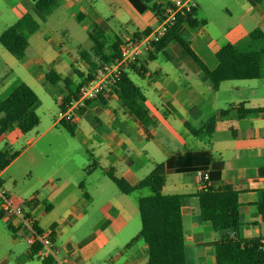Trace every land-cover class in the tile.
I'll return each mask as SVG.
<instances>
[{
    "label": "crops",
    "instance_id": "obj_1",
    "mask_svg": "<svg viewBox=\"0 0 264 264\" xmlns=\"http://www.w3.org/2000/svg\"><path fill=\"white\" fill-rule=\"evenodd\" d=\"M151 1L166 6L174 0ZM33 2L0 0V34L26 12L38 24L28 38L24 58L18 60L19 71L13 68L17 59L0 45V90L8 78L22 74L26 81L20 78V83L34 92L35 87L46 90L55 98L58 109L63 97L76 95L90 71L78 56L86 40L90 42L87 51L92 49L90 35L101 33L106 53L112 54V45L119 51L122 44L136 34L155 29L159 22L150 11L139 14L127 0H58L47 16L40 14ZM195 4L191 17L195 24L183 22L181 36L209 71L217 68L218 49L237 42L254 28L264 32V0H209V16L205 2L198 0ZM198 11L204 18L198 19ZM130 66L123 71L130 80L131 73L140 79L131 82L141 91L148 122L137 121L108 87L88 103L73 125L40 118L38 125L25 134L13 128L0 135V143L5 142L4 150L9 153L14 152L8 139L13 142L27 137V147L15 152L16 156L0 170L3 188V175L28 149L48 135L54 141L47 146L60 148L55 140L62 134L59 126L70 135L68 142L62 140L68 146L66 153L58 155L59 159L45 170L41 168L36 185L22 195L4 188L25 201V214L40 228L53 231L56 254L46 260L52 264H148L146 245L138 238V200L158 187L164 195L192 196L181 207L185 264H215L213 244L218 236L211 223L201 219L193 196L203 187L201 173H154L172 154L186 151H209L222 167L219 179L208 184L230 185L239 193L241 224L227 235L235 240L258 238L264 247V219L257 210V203L264 202V112L240 118L236 113L240 104L249 109L264 107V73L259 79L223 81L212 91L199 66L177 42L169 43L153 59H148L145 52ZM50 68L68 79L69 85L50 84L45 78ZM138 69L143 76H138ZM39 103L38 98L32 110ZM211 117L215 123L210 135L190 133L187 125L201 128ZM39 157L40 150L30 153L31 168L38 166ZM92 164L94 167L88 169ZM120 183L139 187L123 194L118 189ZM0 219L12 232L7 239L12 248L1 253L0 264H44L34 248L16 249L20 233L15 228L16 219Z\"/></svg>",
    "mask_w": 264,
    "mask_h": 264
},
{
    "label": "trees",
    "instance_id": "obj_2",
    "mask_svg": "<svg viewBox=\"0 0 264 264\" xmlns=\"http://www.w3.org/2000/svg\"><path fill=\"white\" fill-rule=\"evenodd\" d=\"M258 2L259 0H255ZM127 2L142 14L150 11L158 21H161L165 8L171 5H157L151 0H127ZM58 0H34L36 10L47 16L57 7ZM192 13L178 15L176 21L167 29L158 42L152 44L148 50V59H153L169 43L177 42L184 51L196 62L201 72L206 76L212 91H216L223 81L259 79L264 73V32L254 28L246 36L235 43H229L215 52L217 68L209 71L197 58L188 44L181 36L183 22L189 26L195 23ZM38 28L35 19L28 13H24L14 24L0 34V45L15 59L21 60L25 56L28 38ZM150 29L141 35L148 34ZM139 34L135 35L138 37ZM93 47L87 51L79 49L78 56L90 70L83 81L92 79L104 65L109 64L118 56V48L112 45V54L105 50L104 38L101 33L90 35ZM131 67V66H130ZM133 67V66H132ZM138 76H143L136 70ZM46 80L54 85L63 82L69 85V80L62 79L53 69L45 74ZM126 107L128 112L139 122H148V112L142 104L143 96L140 89L135 86L128 75L122 71L118 80L110 86ZM78 89V87H77ZM76 89V91H77ZM75 91V92H76ZM75 95L74 93L72 94ZM70 97H63L62 107ZM38 97L26 84L20 83L0 103V135L10 129L17 128L21 134H25L35 128L39 123V117L32 107L37 103ZM264 112V107L249 109L240 104L236 108L237 117H244L249 113ZM215 118H209L201 128L188 127L190 133L197 136L201 133L210 135L214 128ZM16 156L7 150L0 151V170ZM94 165L88 167L92 169ZM222 162L215 160L209 151H186L172 154L163 165L154 169L156 174L192 172L201 173L203 187L193 196L196 197L199 215L202 220L209 221L217 240L213 244L215 264H264V247L258 238L250 240H235L227 235L230 229H236L241 224L239 193L230 185L214 187L208 183L217 181L220 177ZM207 179H204V175ZM137 186L120 183L118 189L123 194H128ZM152 194L138 200V213L140 218V231L138 238L146 245L148 264H185L184 239L181 222V207L187 204L190 195H164L158 187L152 188ZM257 210L264 219V202L257 203ZM0 216H2L0 214ZM44 264H52L50 260H44Z\"/></svg>",
    "mask_w": 264,
    "mask_h": 264
},
{
    "label": "built area",
    "instance_id": "obj_3",
    "mask_svg": "<svg viewBox=\"0 0 264 264\" xmlns=\"http://www.w3.org/2000/svg\"><path fill=\"white\" fill-rule=\"evenodd\" d=\"M195 9L196 4L193 0H174L171 6L165 8L163 18L155 29L122 44L117 58L104 65L92 79L79 84L76 95L58 109L55 122L65 126L73 125L88 103L113 85L125 68L136 63L153 43L158 42L178 15L192 13ZM204 179H207L206 174ZM24 205V200L16 199L0 185V214L16 219V230L22 233L21 237L27 246L34 248L39 258L43 260L55 258L53 231L49 228H40L33 217L25 214Z\"/></svg>",
    "mask_w": 264,
    "mask_h": 264
},
{
    "label": "rangeland",
    "instance_id": "obj_4",
    "mask_svg": "<svg viewBox=\"0 0 264 264\" xmlns=\"http://www.w3.org/2000/svg\"><path fill=\"white\" fill-rule=\"evenodd\" d=\"M199 1L202 3H204V2L206 3L205 4V8H206L205 13H207V15L209 16V8H208V4H207L209 0H199ZM195 2L198 3V0H195ZM212 12L214 13V10H212ZM197 17H198V19L204 18L203 15H201V13L199 11L197 13ZM110 36H111V34H109L108 39L110 38ZM39 39L42 40V36H40ZM63 41L65 42V39H63ZM82 48L86 49V50L90 49V42H88L86 40V43H82ZM2 63L3 62L0 61V67H2ZM19 66H20L19 61L16 60L15 66H13L14 71H19V69H18ZM20 78L26 81L25 76H23L22 74L19 75V77L12 76L6 80L3 89L0 90V92H2L0 94V99L2 97H4L6 95V93L8 94L9 91L11 93L20 84V82H22V80L19 81ZM130 78L135 83H138V81L140 80L136 75H134L132 73L130 74ZM34 89H35V93L37 94V96L39 98V102H40L39 105H37L34 108V110H33L34 113L39 117V119L42 118L43 121L55 120V117H56V114L58 111V108H57L56 102H55V98L50 96L46 92V90H44L43 88L35 87ZM8 96H6V97H8ZM5 98H3L0 101V103ZM58 129L60 130V132L62 134L57 135L58 138L55 140L57 142H59L61 147L56 149V150H54L53 148L50 149L47 146V144L50 140L54 141V138H52V135H48L47 139L39 142L31 150L28 149V151H26V153H24V155H22L21 158L15 164H13L10 167L7 174L5 176L3 175V179L5 180V183H4L5 189L10 191L11 193H15L16 195H22L23 192L28 191L30 187H32L33 185H36V177H37L36 175L41 170V168L45 170L46 166L48 164L51 165L55 162V160L59 159L58 155L66 153V151H67L66 148L68 146H67L65 141H67V142L69 141L68 138L70 135L62 127L59 126ZM26 138L27 137H19V139L17 141L13 140V142L11 141L12 140L11 138L8 139V141H6V142H7L8 146H10V151L20 152V151H22V149L27 147V144L25 142ZM62 140H65V141H62ZM62 142H65V143L63 144ZM55 145H57V144H55ZM6 148H7V145L5 144V142L0 143V151L4 150ZM35 149L40 150L41 157H39L38 166L35 168H31L30 163H29V156H30V153L35 151ZM7 175L12 176L14 178V180H9V178H7L8 177ZM12 181H14V182H12ZM11 233L12 232L8 229L7 224L0 219V241H1V243H0V255L3 251L5 252L8 249L12 248L11 242L9 240H7ZM20 235L22 236L21 232L17 236L18 237V244L16 246V249L25 250L28 248V246H27L26 242L24 241V239L22 237H20Z\"/></svg>",
    "mask_w": 264,
    "mask_h": 264
}]
</instances>
